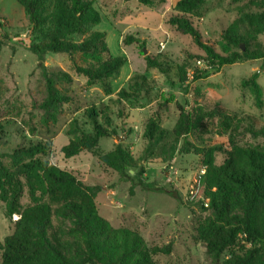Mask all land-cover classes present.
<instances>
[{
	"label": "trees",
	"instance_id": "trees-1",
	"mask_svg": "<svg viewBox=\"0 0 264 264\" xmlns=\"http://www.w3.org/2000/svg\"><path fill=\"white\" fill-rule=\"evenodd\" d=\"M147 7L168 6L169 0H137ZM207 0H176L168 24L183 35L192 37L194 43L206 55L212 70L197 71L194 80L207 78L218 73L223 66L236 62L264 59V49L247 47L248 38L264 35V11L243 12L223 34L226 44L224 54L216 52L203 42L192 17H200ZM21 6L30 26L41 42L32 43L28 49L37 56L48 52L67 54L73 61L74 70L83 75L89 84L105 81L107 96L114 94L109 82L119 75L127 63L124 57L102 58L109 53L106 33L93 29L81 41L73 36L84 34L88 26L95 27L102 21L93 0H21ZM51 6H53L51 8ZM137 45L142 50L146 43L139 38L126 35L124 46ZM245 44V50L242 45ZM80 54L89 64L80 66L74 56ZM146 72L129 79V86L117 92V101L135 104L142 94L155 89L147 73L157 69L169 76L171 67L157 57L144 55ZM90 60V61H89ZM187 64L177 67L181 84L187 80ZM45 81L44 100L39 105L44 112V121H55L61 107L71 98L57 88V80L71 82L72 76L65 71L49 72L42 66ZM261 106L262 88L257 76L242 82ZM166 99L165 103H169ZM160 107H164L161 104ZM177 121L171 131L163 128L159 119L150 118L145 125L143 140L145 152L136 159L128 147L119 143L107 153L98 152L102 138L117 135L108 112L96 114L89 111L93 132H85L76 125L71 127L70 139L61 148L66 159L82 151L93 152L99 162L114 170L120 182L130 183L129 194L135 188L163 192L179 198L178 194L155 182L145 179L147 169L143 162L153 155L175 152L182 141L179 153L201 156L205 174L201 177V189L209 199L208 208L201 209L209 215L197 228V238L206 247L208 256L215 264H264V146H240L233 140V133L242 125V131L252 138L264 139V127L255 128L251 116L237 119L227 108L216 106L212 111L194 114L177 104ZM205 117L217 119L218 134L229 135L230 149L221 146L201 147L193 144L188 137L198 128ZM101 117L102 123L98 122ZM247 120V122H246ZM246 122L245 124L243 122ZM3 124L0 122V134ZM52 152L47 142L28 143L10 153H0V201L5 207V217L14 222L13 234L0 242V264H161L154 260L156 254H170L172 246L149 248L144 238L128 227H114L99 213L96 198L101 192L99 185H88L73 173L51 163L47 157ZM223 153L224 161L218 165L216 154ZM171 157V156H170ZM10 159L6 166L4 159ZM134 171V175L130 172ZM24 194L29 204L23 206ZM241 243V245H239ZM248 245V246H247ZM229 252L227 255L226 253Z\"/></svg>",
	"mask_w": 264,
	"mask_h": 264
},
{
	"label": "rangeland",
	"instance_id": "rangeland-1",
	"mask_svg": "<svg viewBox=\"0 0 264 264\" xmlns=\"http://www.w3.org/2000/svg\"><path fill=\"white\" fill-rule=\"evenodd\" d=\"M20 1L0 0V122L3 124L0 153H10L30 142L50 143L52 152L47 159L51 163L73 173L88 185L102 188L96 198L102 217L114 227L137 231L149 248L172 246L170 254L154 255L155 261L161 264H215L208 256L205 245L197 238V228L209 212L201 209L198 199L191 200L192 189L198 186L204 169L202 158L194 154H180L182 141L176 145L174 153L169 151L165 155H153L143 162L147 169L146 181L176 192L180 199L140 187H136L135 194L130 196V183L120 182L118 174L102 165L93 152L82 151L76 157L66 159L61 148L74 138L70 131L74 122L81 130L93 132L90 110H95L98 115L108 112L117 132L115 136L100 140L98 152L107 153L123 143L138 160L147 146L143 132L148 120L157 118L163 128L171 131L178 117L177 104L183 105L192 114L199 111L204 114L216 106L225 107L231 115L236 114L237 119L248 115L253 118L251 122L255 128L264 127V59L223 66L218 73L197 81L193 79L186 86L178 80L177 67L187 64L189 70L197 72L201 70L197 68V61L207 60L191 36L175 29L172 32L165 25L173 13L165 17L163 29H156L160 21L156 12L158 7L154 8L155 11L136 0H93L102 16L101 23L95 27L88 26L84 34L72 38L81 41L93 29L107 33L109 53L101 54L102 58L110 55L127 59L121 73L112 81H107L112 88L118 89L129 70L133 69V72L124 81L126 89L132 76L144 74L147 70L142 50L135 44L123 45L126 35L140 34L148 44L147 55L157 57L171 67L169 76L157 69L149 70L147 76L155 83V89L149 94H142L140 101L132 105L124 100L117 101V93L107 96L105 85L108 83L105 81L89 84L83 75L75 72L73 61L67 54L48 52L40 57L33 54L28 46L41 42V39L30 26ZM245 11L263 12L264 0H207L202 15L192 17V22L201 33L203 42L224 54L226 44L223 34ZM163 31L170 33L169 38ZM162 42H165L163 50L160 47ZM243 46L246 48L245 44ZM247 47L264 49V35L248 38ZM74 62L80 66L89 64L80 54L74 56ZM42 66L49 72L65 71L72 76L71 82L57 80V88L71 101L61 107L55 121L47 123L39 107L46 96ZM253 75L257 76L263 91L261 106L257 105L249 88L242 87V82ZM166 99L170 102L165 103ZM161 104L164 107H160ZM98 122L103 124L101 117ZM243 126L233 133L236 144L264 146L263 138H252L242 131ZM218 130L217 119L205 117L188 139L197 146H221L229 150V135H219ZM223 161L224 154L217 153L216 163L220 165ZM4 163L9 166L10 159L5 158ZM130 174L134 175V171ZM21 203L23 206L29 204L26 194ZM17 219L16 215L11 220L5 217V207L0 201V242L13 234Z\"/></svg>",
	"mask_w": 264,
	"mask_h": 264
},
{
	"label": "built area",
	"instance_id": "built-area-1",
	"mask_svg": "<svg viewBox=\"0 0 264 264\" xmlns=\"http://www.w3.org/2000/svg\"><path fill=\"white\" fill-rule=\"evenodd\" d=\"M1 35V34H0ZM160 47L161 49H165V43H160ZM197 68L198 69H201L200 72L202 71H206V70H212L213 67L212 65L209 64L208 61H204V60H198L197 61ZM194 75H195V72L192 71V70H188L187 72V80L185 82V85L186 86H189L190 85V81L194 79ZM205 174V168L203 169L201 175L199 176V181H198V186L197 187H193L192 189V192H191V200H197L206 208H208L209 206V199L205 198L203 193H202V190H201V177Z\"/></svg>",
	"mask_w": 264,
	"mask_h": 264
},
{
	"label": "crops",
	"instance_id": "crops-1",
	"mask_svg": "<svg viewBox=\"0 0 264 264\" xmlns=\"http://www.w3.org/2000/svg\"><path fill=\"white\" fill-rule=\"evenodd\" d=\"M137 1V0H136ZM138 2V1H137ZM175 4H176V0H169V3H168V6L166 5V6H157L158 7V11H156L155 9H154V7H152L156 12H158L159 13V15H160V21H159V24H158V26H157V28L156 29H163V27L166 25L168 28H169V30L170 31H172V32H174V28H173V30H172V26H170L169 24H166L165 23V25H164V20H165V17L167 16V15H169V14H172V13H175V11H174V6H175ZM176 31V30H175ZM164 33H165V36L167 37V38H169V34L170 33H168V32H165V31H163ZM106 33V32H105ZM134 35H135V37H137V38H139L141 41H146V39L145 38H143L142 36H140V34H137V33H134ZM106 37H107V33H106ZM171 38V37H170ZM121 41H122V38H121ZM146 43V42H145ZM162 43H165V42H162ZM146 45H148V44H146ZM108 46V45H107ZM133 72V69H131V70H129L127 73H126V75H125V77L123 78V80L120 82V84H119V87H117L118 89L116 90L115 88H113L114 89V93H117L122 87H124L123 85H124V81L126 80V77H128L131 73ZM112 81V80H111ZM113 87V86H112Z\"/></svg>",
	"mask_w": 264,
	"mask_h": 264
},
{
	"label": "water",
	"instance_id": "water-1",
	"mask_svg": "<svg viewBox=\"0 0 264 264\" xmlns=\"http://www.w3.org/2000/svg\"><path fill=\"white\" fill-rule=\"evenodd\" d=\"M242 50H245L244 46L242 45ZM148 51L147 49L144 50V55H147Z\"/></svg>",
	"mask_w": 264,
	"mask_h": 264
}]
</instances>
